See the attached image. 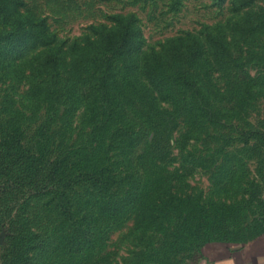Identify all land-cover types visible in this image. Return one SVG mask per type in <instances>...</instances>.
Masks as SVG:
<instances>
[{"label":"rangeland","instance_id":"1","mask_svg":"<svg viewBox=\"0 0 264 264\" xmlns=\"http://www.w3.org/2000/svg\"><path fill=\"white\" fill-rule=\"evenodd\" d=\"M22 1L20 10L69 43L134 15L144 49L138 59L111 55L112 90L125 115L142 120L127 119L139 122L134 141L109 145L120 119L94 124L100 59L52 77L35 60L41 46L7 51L11 25L0 17V264H186L208 241L241 243L264 231V0L237 10L234 0ZM207 28L225 40L207 41ZM156 51L169 67L154 71L178 66L166 98L144 72ZM72 66L78 86L54 107L52 91L71 83ZM183 70L194 86L182 83ZM170 117L167 134L150 139L152 118Z\"/></svg>","mask_w":264,"mask_h":264},{"label":"trees","instance_id":"2","mask_svg":"<svg viewBox=\"0 0 264 264\" xmlns=\"http://www.w3.org/2000/svg\"><path fill=\"white\" fill-rule=\"evenodd\" d=\"M224 1L226 0H217V2L219 3H223ZM22 2V0H0V17L3 18V21L9 22L8 24L11 25V28L9 30H6L4 32V36L2 37V39L5 40L4 46L8 49L7 51L11 55L18 57L22 56L26 52V50L30 48L32 49L41 46L42 51H38L37 55L35 56V60L39 61V67L41 65L49 67L48 71L51 72L50 74L52 75V77L56 78L62 74L61 69L64 70L68 68L70 62H74L72 65L77 66V63L79 61H83L84 58H91L88 60H98L99 58L100 60L98 62L100 67L104 68L100 70V73H98V75L94 79V82L92 83L93 88L98 91V98L101 103L99 111L95 113V115L98 117H95V126H99V128L101 129L106 125L113 124V121H115L116 119H120V122L117 123V126L111 129L109 132L108 138L111 142L109 143V145L112 144V140L114 141V145V143L117 144V142H122L123 138L132 142L134 141L133 138L140 136L135 127L142 120L141 117L136 114H132L131 117L126 116L125 107H120V104L123 101H121L118 93L112 90V68L114 65V62L112 60L113 55L133 56L135 59H138V55L143 52L144 36L142 27L138 23V19L134 15L118 16L114 24L110 26L103 25L99 29L95 28V30L93 31V36L92 34L87 33L83 38V40L85 41H74L73 43H69L68 40L60 38L55 32H51L49 30V26L45 18H36L20 10L19 6L22 4ZM237 2L239 4H237ZM249 2L250 0H234V2H232V5L234 10H237L242 9V7L246 4H249ZM245 17L246 16H244V14L243 16H239V18L236 19L233 24L242 22ZM218 34H220V42L225 40V36H223L222 31L216 33L208 28L206 30L205 37L207 38V41H210L212 37H215ZM180 36L182 37V34H180ZM191 41L198 46H200L201 44L200 40L194 37L191 39ZM222 45H224V43ZM69 51L71 52L70 58H68ZM105 51L110 52V55H107L103 58V56L100 55H102V52ZM42 52L44 53V55L43 57H40V54ZM159 53V51H156L146 59L144 72L152 82L153 86L158 87V94L161 95V98H166L168 97L166 95L174 90V81L170 80L169 78L174 76V74L178 70V66L174 63L173 65L171 64V67H173L172 70H170L171 72L160 73V71L158 70L154 71V67L162 68L164 70L168 69L169 67L168 63L161 62ZM191 54V52L187 53V55ZM136 62H138V60H136ZM74 66L69 69V72L73 73L71 76V83L66 87L62 85V89L59 90L60 92L55 90L52 91V106L57 107L63 100H65L64 97L71 93L73 91L72 89L78 83L77 72L79 70L77 69L76 71H74ZM150 70L152 72H150ZM181 72L183 75H185V77L182 79V83L194 86L196 80L191 77L190 72H187L186 70H183ZM151 73L158 75L161 78L166 77V84H168V87L165 86L166 89H164L161 86V83L155 81V79L151 77ZM76 86H78V84ZM193 93H198L196 88ZM58 94L59 97H57ZM148 94L151 93L148 92ZM148 94L145 96H148ZM157 97L158 96L154 95L153 99L155 100L157 99ZM129 98H137V95L134 94L131 96L130 93H127L125 96V100H129ZM141 99L142 98H140L139 100ZM146 111L150 113L151 109L147 108ZM158 115L160 116L159 112ZM148 117L150 118L149 114ZM129 118L133 119V121L139 122L131 124L127 120ZM165 120L166 124L162 125V123H157L155 119L152 118L151 122L154 124V129L152 133L148 134V137L150 139L158 140L160 138H163L161 134H167V131L169 129L168 124L171 123L172 117H170L169 119L166 118ZM85 178L91 180L93 183H96L99 180L100 176H98L97 173L87 172Z\"/></svg>","mask_w":264,"mask_h":264},{"label":"crops","instance_id":"3","mask_svg":"<svg viewBox=\"0 0 264 264\" xmlns=\"http://www.w3.org/2000/svg\"><path fill=\"white\" fill-rule=\"evenodd\" d=\"M186 264H264V231L241 243L208 241Z\"/></svg>","mask_w":264,"mask_h":264}]
</instances>
